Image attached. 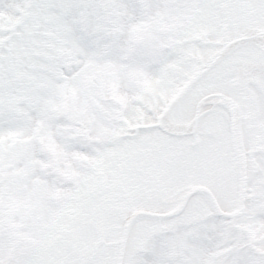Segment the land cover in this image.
Segmentation results:
<instances>
[{
    "label": "snow or ice",
    "instance_id": "1",
    "mask_svg": "<svg viewBox=\"0 0 264 264\" xmlns=\"http://www.w3.org/2000/svg\"><path fill=\"white\" fill-rule=\"evenodd\" d=\"M0 264H264V0H0Z\"/></svg>",
    "mask_w": 264,
    "mask_h": 264
}]
</instances>
